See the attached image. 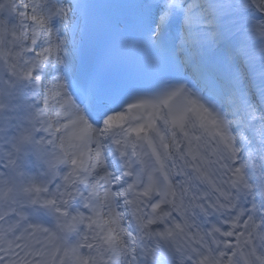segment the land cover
I'll return each mask as SVG.
<instances>
[{"label":"snow or ice","instance_id":"6c2138e0","mask_svg":"<svg viewBox=\"0 0 264 264\" xmlns=\"http://www.w3.org/2000/svg\"><path fill=\"white\" fill-rule=\"evenodd\" d=\"M0 264H264V0H0Z\"/></svg>","mask_w":264,"mask_h":264}]
</instances>
